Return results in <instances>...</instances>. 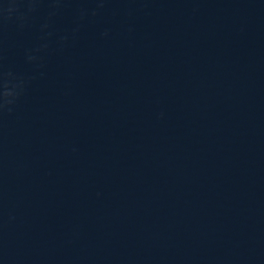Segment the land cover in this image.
<instances>
[{"label":"water","instance_id":"obj_1","mask_svg":"<svg viewBox=\"0 0 264 264\" xmlns=\"http://www.w3.org/2000/svg\"><path fill=\"white\" fill-rule=\"evenodd\" d=\"M0 264H264V0H0Z\"/></svg>","mask_w":264,"mask_h":264}]
</instances>
